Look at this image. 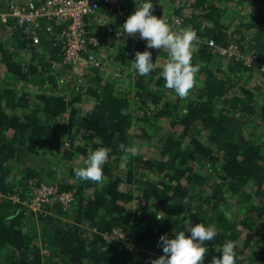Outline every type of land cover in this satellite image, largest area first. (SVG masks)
I'll return each instance as SVG.
<instances>
[{"label": "trees", "instance_id": "1", "mask_svg": "<svg viewBox=\"0 0 264 264\" xmlns=\"http://www.w3.org/2000/svg\"><path fill=\"white\" fill-rule=\"evenodd\" d=\"M11 1L0 0V11ZM134 1L119 0L118 9L130 15L139 6ZM151 2L158 18L195 14L190 27L198 39L192 64L200 68L184 99L167 89L159 75L165 65L158 63H167V49H148L154 70L141 76L127 47L112 67L106 55L114 81L107 82L93 69L92 75H83L86 87L75 77L56 84L52 70L50 82L80 91L68 101L49 94L32 96L25 91L27 82L50 73L52 63L61 61L59 48L52 46L54 34L35 29L23 35L12 29L11 21L0 25V40L8 38L0 43V195L19 201H0V264H149L163 254L161 235L174 237L198 223L219 230L205 243L209 251L204 264L219 258L217 249L229 240L236 242V264H264V73L244 64L250 53L264 61V0ZM101 12L111 27L126 21L115 7L109 12L102 7ZM185 27L184 21L176 31ZM33 35L39 36L38 45L32 43ZM243 41L248 49L235 51L234 44ZM145 43L139 39L131 52L145 51ZM102 47L89 45L87 53L105 59ZM217 47L231 49L232 56L220 55ZM234 57H240L234 65L212 70ZM150 142L152 156L146 153ZM131 146L138 149L135 155L125 152ZM51 147L62 159H73L61 171L70 179L67 184H56L63 183L59 165L52 166L50 181L58 192H70L73 202L67 207L38 203L37 209L50 208L56 217L39 213L29 219L19 210L25 201L19 191L29 189L30 181L41 182L37 177L44 169L29 162ZM100 147L110 149L103 180H77L74 169ZM159 213L164 219H157ZM113 230L122 232L134 249L108 242L105 236Z\"/></svg>", "mask_w": 264, "mask_h": 264}, {"label": "clouds", "instance_id": "2", "mask_svg": "<svg viewBox=\"0 0 264 264\" xmlns=\"http://www.w3.org/2000/svg\"><path fill=\"white\" fill-rule=\"evenodd\" d=\"M153 9L151 0H142L122 25L128 36L138 33L139 39L146 42L145 51H137L134 60L130 63L139 75L146 76L154 70L152 53L148 49H167L169 57L159 75L167 89L173 90L176 96L184 99L196 85V73L200 68V65L192 64L194 41L198 39L197 33L190 26L180 31H173L162 16L158 18L153 15ZM137 151L136 146L125 148V152L132 155ZM109 152L110 149L107 147H100L90 152L83 161L84 166L74 169L76 179L102 181L103 165L109 158ZM122 161L126 166L128 156L122 157ZM157 219H164V215L157 214ZM218 231L212 224L205 226L203 223H198L194 226L189 224L186 231H179L174 237L161 235L158 246L161 247L163 254L151 259L149 264H204L209 251L205 243L213 241ZM235 249V241H226L217 249L220 253L219 258L214 256L210 264H236L239 257Z\"/></svg>", "mask_w": 264, "mask_h": 264}, {"label": "built area", "instance_id": "3", "mask_svg": "<svg viewBox=\"0 0 264 264\" xmlns=\"http://www.w3.org/2000/svg\"><path fill=\"white\" fill-rule=\"evenodd\" d=\"M18 1L15 4H8L0 11V24L7 25L12 22V29L19 28L21 33L31 34L35 29L44 30L49 34H54L52 46L59 48L61 54V63L69 69H97L98 71L107 70L109 64L106 58L101 59L98 56L87 53V46H98L99 39L88 37L89 20L94 22H108L107 17L103 16L101 9L105 7L107 12L116 8L122 19L126 20V15L119 10V0H31ZM21 2V3H20ZM20 3V4H18ZM142 0H139V5ZM172 30L175 31L182 26L184 20L177 17H163ZM110 24V22H109ZM113 27H107L110 31ZM18 30V29H16ZM34 33V32H33ZM32 33V34H33ZM136 42L139 40V34L133 36ZM32 43L38 45L40 38L33 35ZM208 45L213 46L212 42ZM220 55L232 56L231 49L217 47ZM85 55V56H84ZM264 61L259 54L250 53L245 58L244 64L247 67L255 66L262 74L264 73ZM30 203L37 207L38 203L51 205L54 203L62 204L67 207L73 202V196L70 192H58L54 186H43L30 184ZM1 196L2 199L15 200L16 197ZM11 198V199H10ZM13 199V200H12ZM108 242L123 244L129 251L134 247L127 241L126 236L119 230H113L105 236Z\"/></svg>", "mask_w": 264, "mask_h": 264}, {"label": "rangeland", "instance_id": "4", "mask_svg": "<svg viewBox=\"0 0 264 264\" xmlns=\"http://www.w3.org/2000/svg\"><path fill=\"white\" fill-rule=\"evenodd\" d=\"M134 2H138V0H135ZM162 6H164L165 8H168L167 5L165 3L161 4ZM188 6H190L191 4L188 3ZM134 7V11H135ZM130 12V15L133 14V12ZM127 15L126 19L130 16ZM186 18L183 20L185 21V23L187 24V26H191L193 25V19L195 18V14L191 13V12H186ZM111 27L108 22L105 23H101V22H93L92 24L89 25V32H88V36L91 38H98L99 39V43L103 46L102 48H105L104 51H100L102 55H107L109 54L108 58L111 57V67L112 65L115 63L116 59L115 56L118 57L117 55L119 54L118 52L122 51L123 48H128L129 49V55L128 58L130 57V62L134 60L135 57V53L131 52L133 51L134 45L136 43V40L133 38V36H128L127 33H125L124 29L122 28V25H117L116 27H113V29H111L110 31L107 30V27ZM91 29V30H90ZM94 30V31H92ZM175 31V29L173 30ZM6 37V36H5ZM248 37V36H247ZM2 39V38H0ZM8 38H5V41H1L0 43H7ZM237 45V46H236ZM235 46V51H246L247 48V44L246 41H243L239 44H234ZM6 47V45H5ZM8 48V47H7ZM242 49V50H241ZM107 51H111L110 53ZM132 53V55H131ZM25 59H29L30 56L29 55H25L24 57ZM107 58V56L105 57ZM229 58V57H227ZM238 59H240V57H234L233 59L229 60L226 59L227 61H220L219 63H216V65L214 67H212L213 71H217L219 68L224 67L226 65L232 66L234 65ZM47 57H44L42 59V61H44L45 65L47 66L46 62L47 61ZM114 61V62H113ZM160 61L158 63L159 66H162L166 64V62H162ZM53 65H51V68L49 69L50 73H45L42 72L41 76L37 75L32 81H30L29 83L27 82V85L25 86V91L27 93H29L30 95L34 96L35 93L37 94H49V95H54V96H62L66 101H68L69 99H71L72 97H74L75 92H79L80 90L78 89V87L76 86L75 88L72 89V91H68L67 87H65V89H61V87H57L56 85H54V83L49 81V76L53 77V71H55L56 75H55V79L54 82L57 84V82H63L65 81L70 82V79L72 77H75V82H79V85H83L84 87L87 86L86 82L88 81L87 78L83 77L84 74H86L87 76L92 75V73H95V71L93 69H86V70H78V69H69V73L66 75L67 71L64 72V68H68L66 66H64L61 62L59 63H52ZM107 68V70L105 71H96L98 73V76L102 75L101 77H107V82H111L114 81L112 79V75H110V72L113 68ZM48 69V67H47ZM2 70L0 69V82L2 81L1 78L2 77ZM59 74H64V76H59ZM100 74V75H99ZM218 76H220L219 74H216ZM250 76L252 77V73L250 74ZM54 78V77H53ZM92 80V79H91ZM90 81V79H89ZM248 83H251L253 81L249 80L247 81ZM74 83V82H73ZM120 86V85H118ZM80 88V87H79ZM82 89V88H80ZM124 91H128L130 89V87L128 88L127 86L125 88H123ZM19 111V110H18ZM138 130L134 131L137 132ZM141 141V140H140ZM139 140L135 139L134 142L135 143H139ZM149 145L146 146V153L150 156H152V152H153V144L150 142L148 143ZM33 156V155H32ZM73 159L71 158H67V159H62L61 156L56 153V151H54V149L51 147L49 150L46 149L44 151H40L39 155H36V157L34 156L33 159L29 162L30 164H33L37 169H44L41 172V175L37 177L41 178V182H38L36 180L30 181V183L36 184V185H43V186H53V183L50 182L52 181V178L54 177V173L52 172V166L53 165H59L60 168L58 169L59 174L61 176V180H59V182H63L61 184L56 183L57 185H65L67 184L70 179L68 176L61 174V171H64L66 168L65 166H67L68 164L71 163ZM66 161V162H65ZM74 163V161H73ZM67 170V169H66ZM53 182H56L55 180H53ZM50 183V184H49ZM54 184V185H56ZM19 195H21L25 201L21 202L19 210L26 212V215H31L29 217V219H35L36 215H39L44 213L45 215L51 216L52 217H56L53 214V211L50 208H43L40 207V209H37V207H35V205H32L30 203V189H27L26 191H19ZM19 202V201H18ZM29 202V203H28ZM65 223H72V221L70 220H65ZM88 232H94V230H90L87 228ZM111 243V241H110Z\"/></svg>", "mask_w": 264, "mask_h": 264}, {"label": "crops", "instance_id": "5", "mask_svg": "<svg viewBox=\"0 0 264 264\" xmlns=\"http://www.w3.org/2000/svg\"><path fill=\"white\" fill-rule=\"evenodd\" d=\"M61 62V61H58V63Z\"/></svg>", "mask_w": 264, "mask_h": 264}]
</instances>
